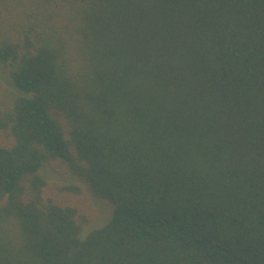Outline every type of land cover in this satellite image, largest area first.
I'll use <instances>...</instances> for the list:
<instances>
[{
  "label": "trees",
  "instance_id": "16d2710c",
  "mask_svg": "<svg viewBox=\"0 0 264 264\" xmlns=\"http://www.w3.org/2000/svg\"><path fill=\"white\" fill-rule=\"evenodd\" d=\"M0 68V264H264V0H0Z\"/></svg>",
  "mask_w": 264,
  "mask_h": 264
},
{
  "label": "rangeland",
  "instance_id": "374dc122",
  "mask_svg": "<svg viewBox=\"0 0 264 264\" xmlns=\"http://www.w3.org/2000/svg\"><path fill=\"white\" fill-rule=\"evenodd\" d=\"M9 92L6 77L0 68V93L6 94ZM10 140L6 133L0 132V144H9ZM56 166V164H53ZM60 169L52 170L48 167L47 178L50 186L45 191V196L52 197L58 200L61 204L75 206L83 214L89 215L92 225H100L105 222L111 215L109 206L101 201H98L89 187L72 175L65 165H59ZM78 185L82 190L81 193H67L60 191L65 185Z\"/></svg>",
  "mask_w": 264,
  "mask_h": 264
}]
</instances>
